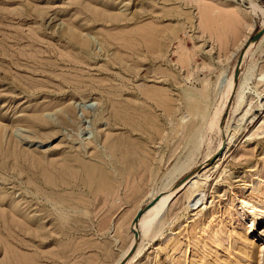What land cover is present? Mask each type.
Instances as JSON below:
<instances>
[{
	"label": "rangeland",
	"instance_id": "rangeland-1",
	"mask_svg": "<svg viewBox=\"0 0 264 264\" xmlns=\"http://www.w3.org/2000/svg\"><path fill=\"white\" fill-rule=\"evenodd\" d=\"M254 5L261 9L255 10ZM234 10L242 14V19L230 13ZM263 13L264 0H0V122L13 139V147L5 144L3 150L8 149L0 151V237L13 239L11 247L19 251L15 254H33L31 257L39 259V264H117L137 235L138 231L131 228L136 213L147 208L152 194L187 152V133L198 120L185 106L186 96L193 95L201 100L204 114L211 119L225 105L219 128L206 138L212 142L214 155L205 163L208 146L204 145L194 173L205 171L210 175L202 182L205 202L218 206L230 200L231 204L224 212L211 209L204 228L193 229L199 211L189 210V186L167 212L160 235L140 240L121 264H166L176 246L186 248L183 258L176 254L174 264H264V249L259 252L264 244V226L242 203L240 194L241 188L252 185L256 173L264 178V37L254 41L239 72L237 91L225 99L227 82L242 47L261 29ZM116 16L127 18L117 21ZM151 23L166 28L162 42H167V58L160 62L146 55L145 49L137 53L118 41ZM69 27L90 33L88 51L64 37ZM126 31L130 34L124 35ZM109 35L118 39L114 36L116 39L109 40ZM240 81L245 84V95L244 104L238 108ZM144 91L164 95L150 102L142 95ZM125 102H133L145 111L148 108L144 114L151 118L142 114L136 130L113 118L110 110L126 107ZM87 106L90 123L61 121L60 110L72 107L68 119L75 121L76 114L81 116L82 108ZM39 114L44 124L40 130L30 128L28 117ZM106 133L109 142L104 143ZM114 136L117 146L113 144ZM232 137L234 141L227 146ZM220 142H225V149H219ZM119 144L123 149L134 147V156L131 153L122 160L117 154ZM223 153L226 156L218 163ZM104 162L114 163L107 181L98 173ZM63 163L71 166V172L64 173V182L55 184L54 174L65 166ZM207 164H211L209 170L204 169ZM51 203L59 204L54 208ZM58 208L69 209L64 212L69 215ZM11 211L19 219L3 216ZM216 217L224 224L210 233L208 229ZM22 221L34 228L26 229ZM185 222L183 230L180 225ZM36 227L44 232L41 239L36 237ZM172 231H179L176 242L170 239ZM195 234L203 239L198 247L193 243ZM5 249V243L0 244V264L6 258ZM137 254L142 258L135 257Z\"/></svg>",
	"mask_w": 264,
	"mask_h": 264
},
{
	"label": "bare ground",
	"instance_id": "bare-ground-1",
	"mask_svg": "<svg viewBox=\"0 0 264 264\" xmlns=\"http://www.w3.org/2000/svg\"><path fill=\"white\" fill-rule=\"evenodd\" d=\"M28 1V0H27ZM25 2V1H24ZM26 3V2H25ZM255 6V5H254ZM35 7H36V4H35ZM38 8L39 9H41L39 6H38ZM255 10H259V9H261L260 7H258V6H255V8H254ZM30 10H31V7H30ZM25 11H27V10H25ZM24 11V12H25ZM36 11H38L37 9H36ZM23 12V11H22ZM97 13V12H96ZM100 13V12H99ZM230 13H233V14H235V15H237V17H239V18H241L242 19V14L238 11V10H234L233 12H230ZM21 15H22V13H20ZM94 14V13H93ZM233 14H230V15H233ZM264 14V13H263ZM94 15H96V16H98V13L97 14H94ZM100 15V14H99ZM118 15H120V14H118ZM112 16V15H111ZM41 18V17H40ZM99 18H100V16H99ZM102 18V17H101ZM127 17H118V16H116V20L117 21H123L124 19H126ZM103 19V18H102ZM116 20H115V22H116ZM127 21V20H126ZM65 24V23H64ZM67 26H69V25H67ZM74 27V26H73ZM262 27H264V21H263V24H262ZM76 28V27H75ZM178 29H180L179 27H178ZM81 31V30H80ZM80 31H78V30H76V29H74V28H71V27H69L68 29H66L64 32V37H68L69 38V40H71L72 42H74V44L75 43H77V45H79V46H81L82 47V50H83V48H85V49H87V51H88V49L90 48V40H91V35H90V33H86V34H84V33H82V32H80ZM172 31V30H171ZM133 32V31H132ZM131 32V33H132ZM178 32V31H177ZM176 32V33H177ZM166 33V28H163V27H160V26H158V25H156V24H149V25H146V26H141V27H138L136 30H134V32L131 34V35H129L130 33H128L127 31H126V34L124 33V35H129V38H124L125 36H122L121 34H120V36H122V37H120V40L118 39V37H116L117 35L119 36V34L118 33H115L116 34V38L118 39V41H119V43L120 44H123V46H126V47H130L131 48V51H136L137 53L140 51V50H143V49H145L146 51H145V54L146 55H153L155 58H156V60H158L159 62H160V60H163L165 57H166V54H167V52H168V47L166 46V44L165 43H167L166 41H164V42H162L164 39H163V35ZM179 33V32H178ZM177 33V34H178ZM99 34V33H98ZM112 34V33H111ZM167 34V33H166ZM165 34V35H166ZM171 34V33H170ZM101 35H103V34H101ZM173 35H175V33H173ZM172 35V36H173ZM63 36V35H62ZM113 35H109V40H111V39H116L115 37H114ZM167 36V35H166ZM101 37V36H100ZM99 37V38H100ZM104 37V36H103ZM165 37V36H164ZM170 38H171V36H169ZM264 37V33H263V35L258 39V40H254L253 38L252 39H249V40H246V43L243 45V47H242V52H240L241 53V55L239 56V59H238V61H237V63H236V65H235V67H234V70H233V73H232V76H231V78L228 80V82H227V86H226V97H225V99H226V101L227 100H229L231 97H233V95L235 94V92L237 91V86H238V80H239V77H238V75H237V72H240L241 71V69H242V67H243V65L245 64V61H246V59H247V57H248V55L250 54V52H251V50L253 49V46H254V44H255V42L254 41H259L261 38H263ZM67 38V39H68ZM98 41H100L99 39H98ZM106 41V40H105ZM107 42V41H106ZM108 43V42H107ZM116 44V42H113V44ZM118 43V45H119V47H120V44ZM113 44L111 45V46H113ZM116 47V46H115ZM118 47V48H119ZM126 47H123L124 49H126ZM93 48V47H92ZM117 48V47H116ZM80 49V48H79ZM120 49V48H119ZM118 49V50H119ZM122 49V48H121ZM129 49V48H128ZM93 50V49H92ZM127 50V49H126ZM86 51V50H85ZM121 52V51H120ZM119 52V53H120ZM143 52H144V50H143ZM137 53H135V56L136 55H138ZM117 54V53H116ZM121 54V53H120ZM124 56V55H123ZM131 57H132V55H130ZM143 57H144V55H142ZM148 56H146V57H148ZM69 57H71V56H69ZM120 57V56H119ZM127 57V56H126ZM139 57H140V55H139ZM138 57V58H139ZM124 58H125V56H124ZM167 58V57H166ZM165 58V59H166ZM121 59V58H120ZM122 60H123V58H122ZM239 60H241V63L239 64ZM9 62V61H8ZM11 62V61H10ZM134 63V62H133ZM135 63H136V61H135ZM137 65H138V62H137ZM155 65H156V63H155ZM5 66V65H4ZM7 70V69H6ZM10 70H12V69H10ZM143 72V71H142ZM147 72V71H146ZM139 74V73H138ZM190 77V76H189ZM243 77V76H242ZM138 78V77H137ZM140 78V77H139ZM65 79V78H64ZM69 81L71 80V79H68ZM67 80V81H68ZM192 80V79H191ZM241 81H242V79H240ZM241 81H240V87H239V90H238V92H237V95H236V98L238 99V102L239 103H237V104H239V106H238V108L242 105V104H244L243 103V99H244V95H245V89H244V85H243V83L241 84ZM156 82V81H155ZM64 84H65V82H64ZM66 84H67V82H66ZM146 84H148V83H146ZM154 84V83H153ZM161 84V83H160ZM37 85H39V84H37ZM179 85V84H178ZM41 86V85H40ZM43 86V85H42ZM155 86V85H154ZM250 86V85H249ZM31 87V86H30ZM33 87V86H32ZM37 87V86H36ZM153 87V86H152ZM158 87V86H157ZM160 87V86H159ZM162 87V86H161ZM246 87H248V86H246ZM39 88V87H38ZM44 88V87H43ZM159 89V88H158ZM30 90H33V89H30ZM163 91V90H162ZM162 91H160V92H162ZM187 91V90H186ZM140 93V92H139ZM139 93H138V95H139ZM159 93V92H158ZM115 94V93H114ZM117 94V93H116ZM151 94L153 95V96H151ZM199 94V93H198ZM120 95H121V93H120ZM123 95V94H122ZM142 95H145L146 97H147V100L148 101H150L151 102V100H154L153 98L154 97H157L156 99H158V98H161V97H163V95L162 96H159V95H157V94H155V93H153L152 91H144V93L142 94ZM183 95H184V93H183ZM115 96V95H114ZM145 97V98H146ZM141 98V97H140ZM186 98H187V105H185V106H187V108H189L190 109V112H191V114H192V116H195L196 117V119L198 118V120H196V122H193L192 124H191V128H190V131L187 133V138H186V148H187V152L185 153V155H183V158H182V161L179 163V164H177V165H175V167L173 168V170L171 171V173L166 177V179H165V182L163 183V185H162V187L159 189L158 188V190L157 191H155L153 194H152V197H151V201L148 203V206H147V208H142L141 210H139L137 213H136V215H135V217H134V219H133V223L131 224V228H132V231L134 230V229H136L138 232H137V235L135 236L134 235V237H133V241L131 242V244L129 245V247L127 248V250L122 254V256H121V258H120V260H118L117 261V264H121L130 254V252L133 250V248L135 247V246H137L138 245V243H139V241L140 240H144V238H146L147 240H149L147 237H150L151 239H154L157 235H160V234H158L161 230H163V227H164V224H165V220H166V214H167V212L169 211V209H170V207L172 206V204L175 202V200L179 197V195L180 194H182V193H184L185 191H186V189L190 186H192L191 187V196H190V201H189V210H190V212H193V211H195V210H197V211H199L198 212V214L196 215V217H197V219L195 220V222H194V228L193 229H201L202 227H203V225L205 224V221L207 220V217H208V214H209V211L211 210V209H213V210H215L216 212H219V211H223V210H225V209H227V207H229V205L231 204L230 203V200H227L226 201V203L225 204H221V205H218V206H216L213 202H211L210 203V205H209V203H207V202H205V199L204 198H202L203 196H205V189H204V187L202 186V182L203 183H205L209 178H210V175H208V173L207 172H205V171H200V172H196V173H194L195 172V168L197 167V160H198V158H199V156L201 155V151H202V148H203V146L204 145H207L208 146V150H207V154H206V160H205V163H207L212 157H213V155H214V152L213 151H211V141H209V142H207V137L210 135V133H212L213 131H215L216 132V128H219V122H220V118H221V116H222V114H223V111H224V109H222L223 107H221V108H219V109H217V113L214 115V117L211 119V117L212 116H206L205 114H204V111H203V107H202V103H201V100L198 98V97H195V96H193V95H191V96H186ZM185 98V99H186ZM113 99H115V98H113ZM129 99V98H128ZM135 99V98H134ZM142 99V98H141ZM155 99V100H156ZM164 99V98H163ZM184 99V100H185ZM110 100V99H109ZM118 100V99H117ZM131 100H133V99H131ZM165 100V99H164ZM174 100V99H173ZM120 101V100H119ZM129 101V100H128ZM134 101V100H133ZM136 101V100H135ZM139 101H140V99H139ZM159 101V100H158ZM170 101V100H169ZM175 101V100H174ZM115 102H117V101H115ZM124 101H122L121 103H123ZM143 103H144V105L146 106V104L145 103H147V101L145 100H143L142 101ZM160 102V101H159ZM163 102V101H162ZM182 102V101H181ZM186 102V101H185ZM114 103V102H113ZM120 103V104H121ZM149 103V102H148ZM169 103V102H168ZM176 103V102H175ZM227 103V102H226ZM116 104V103H115ZM114 104V105H115ZM118 104V103H117ZM124 104H126V102L124 103ZM124 104H122V105H124ZM167 104V103H166ZM172 104H174V103H172ZM112 105V104H111ZM119 105V104H118ZM127 105V106H126ZM125 106L126 107H123L122 109L120 108V109H118V108H116L117 106H115V108L113 109V110H110V111H113V118H115V119H117L118 121L119 120H121L124 124H126V125H128V126H130L133 130L135 129V128H137V126L138 125H140V122L141 121H139L140 120V118H142L143 119V115L142 114H144L147 110H148V108H147V110L145 111L144 109H142L141 107H137V105L136 104H134L133 102H130V103H128V104H126ZM80 106V105H79ZM103 106V105H102ZM101 106V107H102ZM113 106V105H112ZM149 106H150V104H149ZM164 106H167V105H165L164 104ZM169 106V105H168ZM204 106V105H203ZM88 107L89 106H87V107H84V108H82V114H81V116L77 113L76 114V117H75V121L73 120V118L72 119H68L69 118V116H71V114L69 113V111H71V109H72V107L70 108V107H66V108H64V109H62V110H60V114H61V116H62V118H61V121L64 123H75V122H78V123H81V124H86V123H90V121L87 119V114L89 113L88 112ZM114 107V106H113ZM153 107V106H152ZM170 107V106H169ZM91 108V107H90ZM146 108V107H145ZM175 108V107H174ZM186 108V107H185ZM102 109V108H101ZM112 109V108H111ZM46 110V109H45ZM187 110V109H186ZM236 110V109H235ZM46 111H48V110H46ZM73 111V110H72ZM188 111V110H187ZM100 112V111H99ZM98 112V113H99ZM173 112H174V110H173ZM46 113H49V112H46ZM91 113V112H90ZM151 113H152V111H151ZM235 113V112H234ZM171 114V113H170ZM188 114H189V112H188ZM145 115V114H144ZM190 115V114H189ZM146 116V115H145ZM191 116V117H192ZM98 117L99 116H97L96 117V114L94 115V118H96V119H98ZM100 117L101 118H104V116L103 115H100ZM147 117V116H146ZM146 117H144V119L146 118ZM149 117V116H148ZM147 117V118H148ZM195 117H194V119H195ZM71 118V117H70ZM90 118V117H89ZM149 118H151V115H150V117ZM27 119V118H26ZM44 118L42 117V115L41 114H39V115H36V116H31V117H28V121H29V126H30V128H32V129H37V130H40L39 128H40V126L41 125H43L44 123H43V120ZM109 119H111V117L109 118ZM115 119H113V121L115 120ZM171 119V118H170ZM183 119V118H182ZM145 120H147V119H145ZM89 121V122H88ZM149 121V120H148ZM147 121V122H148ZM153 121V120H152ZM158 121V120H157ZM171 121L173 122V120L171 119ZM170 121V122H171ZM21 122V121H20ZM61 122V123H62ZM115 122V121H114ZM146 122V121H145ZM150 122V121H149ZM148 122V123H149ZM171 122V123H172ZM208 122V123H207ZM120 123V122H119ZM123 123H121V124H123ZM147 123V124H148ZM18 124V123H17ZM20 124V123H19ZM24 124V123H23ZM121 124H119V125H121ZM138 124V125H137ZM157 124V123H156ZM172 124H174V123H172ZM16 125V124H15ZM26 125V124H25ZM61 125V124H60ZM115 125H116V123H115ZM118 125V124H117ZM126 125H124V127L126 126ZM175 125H177V124H175ZM74 126V125H73ZM143 126V125H142ZM144 126H146V128H147V125H144ZM156 126V125H155ZM172 126V125H171ZM139 128H140V126H138ZM156 127H158V126H156ZM175 127V126H174ZM118 128V127H117ZM122 128V127H121ZM163 128V127H162ZM185 128V127H184ZM187 128V127H186ZM113 129H114V127H113ZM119 129V128H118ZM125 129V128H124ZM138 129V128H137ZM153 129V128H152ZM176 129V128H175ZM129 130V129H128ZM136 130V129H135ZM142 130H146V129H142ZM142 130H140V131H142ZM150 130V129H149ZM155 130V129H154ZM172 130V129H171ZM185 130V129H184ZM8 131V130H7ZM6 131V126H3L2 124H1V122H0V151L1 150H3V147H4V145L6 144V146L7 147H13V143H11V141L13 140H10V137L8 136V132ZM33 131V130H32ZM132 131V130H131ZM108 132V131H107ZM129 132V131H128ZM143 132V131H142ZM147 132V131H146ZM57 133V132H56ZM131 133V132H130ZM237 133V132H236ZM133 134V133H132ZM49 136V135H48ZM106 139H105V142L104 143H106L108 140V134L106 133ZM121 136V135H120ZM126 136V135H125ZM128 136V135H127ZM130 136H131V134H130ZM112 137V136H111ZM114 137H116V136H114ZM12 138V137H11ZM122 138V137H121ZM235 137H232L231 138V140H230V142H228L227 143V146L228 145H230L231 143H232V140L234 139ZM111 139V138H110ZM119 139V138H118ZM112 140H114L113 141V144H115L116 146L118 145V142H117V137L115 138V139H112ZM112 140H110V141H112ZM124 140V139H123ZM126 140V139H125ZM130 140H133V139H130ZM121 141V140H120ZM128 141L129 140H127V143H128ZM134 141V140H133ZM234 141V140H233ZM109 142V141H108ZM122 142V141H121ZM125 142V141H124ZM17 143V142H16ZM223 143V142H222ZM130 144V143H129ZM128 144V145H129ZM17 145H18V143H17ZM16 145V146H17ZM135 145V144H134ZM142 145V144H141ZM143 145H146L147 146V143L146 144H144L143 143ZM225 142H224V144H221V142H220V147H219V149L220 148H222V149H225ZM14 147H15V145H14ZM18 147V146H17ZM128 147H130V146H128ZM138 147V146H137ZM142 147V146H141ZM140 147V148H141ZM205 147V146H204ZM5 148V147H4ZM134 147H132V149H133ZM139 148V147H138ZM8 148H6L5 150H7ZM14 149V148H13ZM114 149H117L116 147L114 148ZM131 148H122V146L120 147V144H119V147H118V150H117V154H119V156L121 157V159L122 160H125L126 159V157H128L129 155L131 156V153L133 154V156H134V152H132L133 150H132ZM5 150H3V151H5ZM132 150V151H131ZM141 150V149H140ZM185 150V149H184ZM9 151V150H8ZM15 151H17V150H15ZM99 151H100V149H99ZM105 151V150H104ZM146 151V150H145ZM14 152V151H13ZM140 152V151H139ZM143 151H141V153H142ZM5 153V152H4ZM137 153V152H136ZM135 153V154H136ZM141 153H139V154H141ZM146 152H144V154H145ZM148 153V155H149V152H147ZM6 154V153H5ZM106 154V156L108 157V155H107V152L105 153ZM139 154H136V155H139ZM4 155V154H3ZM19 155V154H18ZM21 155V154H20ZM141 155H143V154H141ZM24 156V155H23ZM105 156V158H106V161H107V157ZM118 156V157H119ZM202 156V155H201ZM220 156V158H219V160L217 161L218 163L219 162H221L222 161V159H223V156H226V153H225V155H224V153L223 154H221V155H219ZM12 157H15V156H12ZM16 157H17V154H16ZM130 158V157H129ZM128 158V159H129ZM120 159V158H119ZM119 159H118V161H119ZM9 160V159H8ZM37 160V159H36ZM62 160V159H61ZM60 160V161H61ZM97 160V159H96ZM143 160L145 161L144 163H146V155L144 156V158H143ZM35 161V160H34ZM38 161V160H37ZM43 161L44 160H41V162L43 163ZM100 161V160H99ZM110 161H111V159H110ZM121 161V160H120ZM131 161V160H130ZM129 161V163L131 164V162ZM45 162V161H44ZM51 162H52V160H51ZM55 162V164H56V162H58V161H54ZM103 162V161H102ZM125 161H123V163H124ZM42 163H40L41 164V166L43 167L44 165L42 164ZM48 163V162H47ZM49 163H50V161H49ZM45 164H46V162H45ZM53 163H51V164H49V165H52ZM61 165H62V162L60 163ZM64 164V163H63ZM93 164V163H92ZM95 164V163H94ZM47 165V164H46ZM58 165V164H57ZM61 165H59V166H61ZM65 166H61L62 167V169L60 168V171L58 172V173H56V170H54V172L56 173V174H54V178H55V180L56 181H54V183L56 182V183H58V181H63L64 182V173H68L69 174V172H71V166H69V164H64ZM120 165V164H119ZM133 165V164H132ZM145 165H148V163L147 164H145ZM211 164H207L205 167H204V169L205 168H207L208 169V167L210 166ZM39 166V165H38ZM56 166V165H55ZM59 166H57V168L59 167ZM90 166H91V164H90ZM104 166V167H103ZM103 166H101L102 168H99V174H100V176L102 177V179L103 180H108L109 179V177H110V174H109V170L111 169L110 167H113L114 166V163L113 162H108V163H106V162H104V164H103ZM45 167V166H44ZM52 167H54V166H52ZM88 167H89V165H88ZM92 167V166H91ZM39 168V167H38ZM55 168V167H54ZM82 168V167H81ZM84 168H85V166H84ZM53 169V168H52ZM113 169V168H112ZM207 169H205V170H207ZM43 170H45V169H43ZM50 170V169H49ZM87 170V169H86ZM209 170V169H208ZM51 171V170H50ZM49 171V172H50ZM115 170H113V172H114ZM118 171V170H117ZM116 171V172H117ZM46 172V171H45ZM48 172V171H47ZM54 172H50V173H54ZM111 172V171H110ZM115 172V173H116ZM119 172V171H118ZM40 173V172H39ZM66 173V174H67ZM93 173V172H92ZM115 173H114V175H115ZM65 174V175H66ZM118 174V173H117ZM194 174V175H193ZM41 175V174H40ZM39 175V176H40ZM84 175H86V174H84ZM95 175H97V174H95ZM113 175V174H112ZM121 175V174H120ZM46 176H47V174H46ZM73 176V175H72ZM92 176V175H91ZM186 176H188V178L190 177V179L189 180H187L186 182L185 181H183L182 182V179L183 178H185ZM261 176H262V173H260V172H258V173H256L255 174V180H254V182L252 183V185L251 186H245L244 188H241V192H240V194H241V197H242V199H241V201H242V203L243 204H245L248 208H249V211H251L252 212V214L255 216V218L256 219H258V221H259V223H262L263 224V226H264V178H261ZM50 177V176H49ZM48 177V178H49ZM93 177V176H92ZM40 178H41V176H40ZM165 178V177H164ZM187 178V179H188ZM87 179V178H86ZM89 179V178H88ZM96 179V178H95ZM47 180V179H46ZM49 180V179H48ZM47 180V181H48ZM97 180V179H96ZM243 180V179H242ZM105 181V182H106ZM61 182H60V184H61ZM92 182V181H91ZM96 181H94V183H95ZM113 182V181H112ZM209 182V181H208ZM49 183V182H48ZM55 183V184H56ZM97 183V182H96ZM96 183H95V185H96ZM100 183H101V181H100ZM107 183V182H106ZM109 183H111V182H109ZM44 184V183H43ZM46 184V183H45ZM66 184V183H65ZM68 184V183H67ZM67 184H66V186H67ZM112 184V183H111ZM110 184V185H111ZM47 185H49V184H47ZM62 185V184H61ZM68 185H70V184H68ZM102 185V184H101ZM106 185V187L105 188H107V184H104V186ZM250 185V184H249ZM40 186V185H39ZM65 186V185H64ZM43 187V186H42ZM94 187V186H93ZM63 188V187H62ZM65 188V187H64ZM67 188V187H66ZM69 188H71V187H69ZM86 188H88V187H86ZM56 189H57V187H56ZM62 190V189H61ZM66 192V191H65ZM47 193V192H46ZM151 193H152V191H151ZM249 193H250V195H249ZM46 195V194H45ZM42 196H43V194H42ZM1 197H3V196H1ZM40 197V196H39ZM56 197V196H55ZM1 200V199H0ZM45 200V199H44ZM47 200V199H46ZM50 200V199H49ZM53 200H55V199H53ZM52 201V200H51ZM57 201V200H56ZM2 202V201H1ZM63 203V202H62ZM11 204V203H10ZM59 204V203H58ZM58 204H53V203H51V205L54 207V208H57L58 207ZM62 205V204H61ZM65 205V204H64ZM9 206H11V205H9ZM69 207V206H68ZM8 208V207H7ZM7 208H5V209H7ZM9 209V208H8ZM59 209V208H58ZM230 209V208H229ZM3 210H4V208H3ZM2 210V211H3ZM10 210V209H9ZM16 210V209H15ZM67 210H69V209H67ZM67 210H62V209H59V212H62L63 213V215H66L64 212L65 211H67ZM7 212H8V210H6ZM70 211V210H69ZM75 211V210H74ZM142 211V214H141V216L139 217V219L138 220H136L135 218H136V216H137V214L139 213V212H141ZM231 211V210H230ZM58 212V213H59ZM224 212V211H223ZM222 212V213H223ZM1 213V212H0ZM4 213V212H3ZM60 214V213H59ZM214 214H216V213H214ZM218 214V213H217ZM228 214V213H227ZM9 215L11 216V218H12V220H15L17 217H16V215L14 214V212H10V214H8L7 215V213L5 212V214H3V216L6 218V217H9ZM62 215V214H61ZM69 215V214H68ZM68 215H66V216H68ZM220 215V214H219ZM46 216H48V215H46ZM45 216V217H46ZM51 216V215H50ZM49 216V217H50ZM55 216V215H54ZM65 216V217H66ZM216 216V215H215ZM49 217H47V218H49ZM1 218H3V217H1ZM62 218V217H61ZM175 218V217H174ZM7 219V218H6ZM17 219H19V218H17ZM58 219V218H57ZM56 219V217H55V221L57 220ZM61 220H63V219H61ZM60 220V221H61ZM66 220H67V218H66ZM18 221V220H17ZM16 221V222H17ZM24 221H26V220H24ZM24 221H22V222H24ZM28 221V220H27ZM64 221H65V219H64ZM68 221V220H67ZM66 221V222H67ZM189 221V220H188ZM223 221L224 220H218V218L216 217V219H214L213 220V225L211 226L210 225V228L208 229L209 230V232L211 233V230L213 231V230H217V229H221L222 228V226H223ZM212 222V221H211ZM8 223H9V221H8ZM18 223H19V221H18ZM25 223V222H24ZM29 223H30V221H29ZM188 224V223H187ZM6 226H7V224H5ZM11 225V224H10ZM209 225V224H208ZM24 227H26V229L28 228V229H32V228H34L33 226H30V225H28L27 223H25V225H24ZM42 227H43V225H42ZM41 227V228H42ZM46 227V226H45ZM48 227H49V225H48ZM180 227H181V229H185L187 226H186V222L185 223H181V225H180ZM253 227V226H252ZM251 227V228H252ZM1 228V227H0ZM8 228V227H7ZM10 228H11V226H10ZM20 228V226L18 225L17 226V229H19ZM189 228V227H188ZM204 228V227H203ZM206 228V227H205ZM36 229H38L37 227H36ZM52 229V228H51ZM180 229V228H179ZM15 230V229H14ZM41 230V229H40ZM53 230H55V229H53ZM135 230V231H136ZM206 230H207V228H206ZM16 231V230H15ZM44 231V230H43ZM202 231V230H201ZM204 232H207V231H205V230H203ZM202 231V232H203ZM32 232H33V230H32ZM45 232H49V231H45ZM162 232V231H161ZM179 232V231H178ZM178 232H175V231H172L171 232V234H170V239L171 240H174L175 242L176 241H178V239H179V233ZM219 232H220V230H219ZM18 233V232H17ZM16 233V234H17ZM26 233V232H25ZM238 233V230L237 231H234L233 232V234L235 235V234H237ZM36 237L38 238H40V236H42V237H44V235H42V234H44V232L42 233V232H40L39 231V229H38V231H36ZM35 234H34V236H35ZM49 234H51V233H49ZM135 234V233H134ZM206 234H208V233H206ZM30 235V234H29ZM52 235V234H51ZM0 236H1V233H0ZM2 236H3V234H2ZM24 236V235H23ZM23 236H21V237H23ZM49 237H50V235H48ZM218 236V235H217ZM222 236V235H221ZM231 236V235H230ZM236 236V235H235ZM8 237V236H7ZM17 237V236H16ZM46 237V236H45ZM52 237V236H51ZM158 237V236H157ZM156 237V238H157ZM194 238H193V243H194V246L195 247H198L199 245H200V243L201 242H203V239L199 236V235H194L193 236ZM209 237V236H208ZM207 237V238H208ZM3 238H5V236L4 237H0V244H4L5 243V251H4V254H5V261L2 263V264H39V263H36V262H38V261H40L39 259H38V261H35V259L33 258V257H31V256H33V254L32 253H30V254H32L31 256L30 255H24V256H20V255H18L19 254V251H16L18 254H15L16 252H15V250H16V247H15V250H13L12 249V247H11V244H10V241L11 240H9L8 241V239L7 238H5V240H2ZM8 238H10V237H8ZM30 238V237H29ZM204 238V237H203ZM222 238V240H223V238H224V236H222V237H220V239ZM240 238V237H239ZM7 239V240H6ZM35 239V238H34ZM41 239V238H40ZM46 239V238H45ZM53 239V238H52ZM212 239V238H211ZM215 239V238H214ZM243 239H244V237L242 238V239H240V242L241 241H243ZM16 241H17V239H15ZM166 240H168V239H166ZM246 240V239H245ZM144 241H146V240H144ZM218 241V240H217ZM247 241V240H246ZM11 242H13V239H12V241ZM151 242V241H150ZM190 242V241H189ZM212 242H213V240H212ZM220 242V241H219ZM224 242V241H223ZM245 242V241H244ZM43 243V242H42ZM142 243H143V241H142ZM141 243V244H142ZM12 244H14V243H12ZM28 244V243H27ZM141 244H140V246H138V249H139V251H140V249L142 248V246H141ZM177 244V243H176ZM179 244H180V242H179ZM6 245H7V247H6ZM32 245H34L33 243H32ZM40 245V244H39ZM171 245V244H170ZM173 245V244H172ZM222 245H224V244H222ZM13 246H15V244L13 245ZM17 246V245H16ZM24 246H25V244H24ZM174 246V245H173ZM264 244H262L261 246H260V248H259V252H262V250L264 249ZM35 247H37V246H35ZM175 247V246H174ZM177 247V246H176ZM174 248V249H172L171 250V254L168 256V258H167V262H166V264H174V263H176V262H173V260H174V257L176 256V254L178 253V255H182L181 257L183 258V255H184V251H185V246L184 247H182V248ZM221 247V246H220ZM3 248V247H2ZM14 248V247H13ZM27 248H28V246H27ZM168 248V247H167ZM166 248V249H167ZM12 249V250H11ZM3 250V249H2ZM17 250H19V249H17ZM39 250V249H38ZM38 250H36V251H38ZM142 250V249H141ZM138 251V250H137ZM144 252V251H143ZM28 253V252H27ZM36 253V252H35ZM52 253V252H51ZM56 253V252H55ZM37 254H39V253H37ZM142 254V253H141ZM141 254H137V255H139V256H135V257H138V259L141 257ZM144 254V253H143ZM165 254V253H164ZM34 255H36V254H34ZM40 255V254H39ZM38 255V256H39ZM35 257H37V256H35ZM51 257V256H50ZM59 257V256H58ZM142 258V257H141ZM177 258V257H176ZM51 259H52V257H51ZM135 259V258H134ZM137 259V258H136ZM132 261V260H131ZM135 261V260H134ZM137 262V261H136Z\"/></svg>",
	"mask_w": 264,
	"mask_h": 264
},
{
	"label": "water",
	"instance_id": "water-1",
	"mask_svg": "<svg viewBox=\"0 0 264 264\" xmlns=\"http://www.w3.org/2000/svg\"><path fill=\"white\" fill-rule=\"evenodd\" d=\"M263 33H264V27H261V29L253 36V39L258 40L263 35ZM240 63H241V60H239V64ZM237 75L239 77V72H237ZM141 214H142V211L137 214L135 219L138 220Z\"/></svg>",
	"mask_w": 264,
	"mask_h": 264
}]
</instances>
